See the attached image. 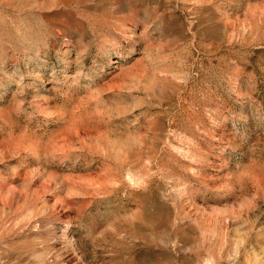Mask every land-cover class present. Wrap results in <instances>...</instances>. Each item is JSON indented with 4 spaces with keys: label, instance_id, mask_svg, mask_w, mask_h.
Listing matches in <instances>:
<instances>
[{
    "label": "rangeland",
    "instance_id": "1",
    "mask_svg": "<svg viewBox=\"0 0 264 264\" xmlns=\"http://www.w3.org/2000/svg\"><path fill=\"white\" fill-rule=\"evenodd\" d=\"M0 264H264V0H0Z\"/></svg>",
    "mask_w": 264,
    "mask_h": 264
}]
</instances>
